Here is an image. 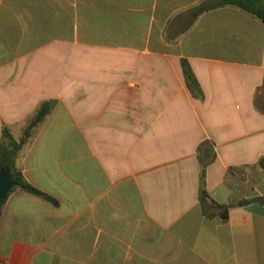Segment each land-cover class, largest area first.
I'll list each match as a JSON object with an SVG mask.
<instances>
[{
	"label": "crops",
	"instance_id": "1",
	"mask_svg": "<svg viewBox=\"0 0 264 264\" xmlns=\"http://www.w3.org/2000/svg\"><path fill=\"white\" fill-rule=\"evenodd\" d=\"M221 1L0 0V141L57 100L18 166L58 201L7 196L0 264H264V21Z\"/></svg>",
	"mask_w": 264,
	"mask_h": 264
},
{
	"label": "trees",
	"instance_id": "2",
	"mask_svg": "<svg viewBox=\"0 0 264 264\" xmlns=\"http://www.w3.org/2000/svg\"><path fill=\"white\" fill-rule=\"evenodd\" d=\"M221 3H227L233 6H236L264 21V1H261V0H223L221 1ZM181 66H182V70H183V74L186 80L187 87L189 91L191 92V94L196 98L204 100L205 98L204 92L188 60L182 59ZM259 91L261 92V96L263 97L264 96V83L259 89ZM56 103H57V100L50 99V100L43 101L39 105L35 113L27 121V126L20 140H17L15 136L12 134L10 128L4 124L2 127V137L0 141V169L4 168L5 166H9L11 168L14 181L17 183V186L12 191H14L16 188H19L22 191L37 195L43 198L44 200L51 202L52 204H55V205L58 204L57 199H55L54 197H52L51 195L45 192H42L41 190H39L38 188H36L35 186L30 184L26 180V178L24 177L22 171L20 170L18 166V158H19V155L22 149L28 144L29 140L34 135V133L38 131L41 125L45 122L48 116L52 113ZM259 165L261 166L262 169H264V157L260 158ZM199 199L201 203L203 204L204 211L207 215H208V212L206 211L205 206L212 208V209H216L217 212H219L223 220L228 219L229 209L232 205L231 204H224V205L219 204L215 202L213 199H211L206 189L205 165H203V169H202L201 177H200ZM257 201L264 202V198H259L257 199ZM244 203H246V201L242 202V204Z\"/></svg>",
	"mask_w": 264,
	"mask_h": 264
},
{
	"label": "water",
	"instance_id": "3",
	"mask_svg": "<svg viewBox=\"0 0 264 264\" xmlns=\"http://www.w3.org/2000/svg\"><path fill=\"white\" fill-rule=\"evenodd\" d=\"M17 186L14 181L11 168L5 166L0 169V212L2 210L3 204L7 195Z\"/></svg>",
	"mask_w": 264,
	"mask_h": 264
}]
</instances>
